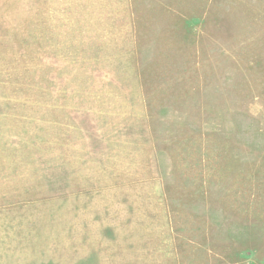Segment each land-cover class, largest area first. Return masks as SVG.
Wrapping results in <instances>:
<instances>
[{
  "label": "rangeland",
  "instance_id": "374dc122",
  "mask_svg": "<svg viewBox=\"0 0 264 264\" xmlns=\"http://www.w3.org/2000/svg\"><path fill=\"white\" fill-rule=\"evenodd\" d=\"M0 264H264V0H0Z\"/></svg>",
  "mask_w": 264,
  "mask_h": 264
}]
</instances>
